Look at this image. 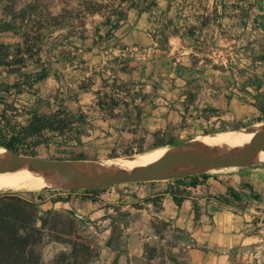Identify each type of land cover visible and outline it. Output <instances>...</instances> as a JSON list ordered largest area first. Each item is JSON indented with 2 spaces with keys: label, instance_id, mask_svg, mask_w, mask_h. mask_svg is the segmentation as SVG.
I'll list each match as a JSON object with an SVG mask.
<instances>
[{
  "label": "crops",
  "instance_id": "1",
  "mask_svg": "<svg viewBox=\"0 0 264 264\" xmlns=\"http://www.w3.org/2000/svg\"><path fill=\"white\" fill-rule=\"evenodd\" d=\"M46 4L51 17L80 15L78 26L52 28L64 42L45 79L64 76L75 94L66 110L85 116L83 139L105 144L100 157L148 149L180 126L264 121V0H115L111 15L88 12L84 0ZM5 6L0 45L20 44L26 21ZM193 181L134 184L126 225L101 209L83 220L99 248L90 264H264V161Z\"/></svg>",
  "mask_w": 264,
  "mask_h": 264
},
{
  "label": "trees",
  "instance_id": "2",
  "mask_svg": "<svg viewBox=\"0 0 264 264\" xmlns=\"http://www.w3.org/2000/svg\"><path fill=\"white\" fill-rule=\"evenodd\" d=\"M6 3L5 11L10 6L13 12L16 0H1ZM96 0H84V8L88 12H104L109 15L115 14L116 10L110 6L96 4ZM10 4V5H9ZM10 13V12H9ZM63 14L57 17H50L52 21L61 19ZM22 19L26 21V16ZM64 26V25H63ZM59 28V27H57ZM36 37H31L23 33L22 42L15 45H0V66L10 67V63L24 64L32 57V50L36 45ZM15 81L11 84L0 83V94H9L12 90L15 96L25 93L23 85L33 88V85L43 80L44 75L19 74L14 73ZM85 87L79 90H85ZM33 96V101L29 109H22L24 115H19V109L5 98L0 97V148L12 153H19V147L23 146L24 139L31 137L44 138L47 143L61 140L56 144H66L73 142L81 144L83 133L81 128L86 125V118L83 114L73 115L66 109L59 106L53 110L51 103L47 99H42L39 92L29 93ZM101 105V103H100ZM115 103L110 100L109 115H112ZM14 113V114H9ZM18 118H24L18 121ZM236 130V129H234ZM46 134H51L46 136ZM170 144H173L172 142ZM168 144H158L155 137L154 146L164 147ZM154 147V148H155ZM136 153H143L142 149ZM135 153V154H136ZM197 176L187 177L191 186H195ZM182 179L173 180L179 182ZM155 183L151 182L150 184ZM105 190V189H104ZM103 190L82 191L85 194H95ZM52 192V191H49ZM77 191L67 193L53 192L47 200L52 206L57 203L69 202V197ZM232 194V193H231ZM55 196V197H54ZM176 205L181 203V199L173 197ZM41 196L23 198L15 193L4 192L0 194V264H44L41 253L37 248L43 239H48L51 243L62 244L66 250L58 252L48 264H90L98 257V246L95 236L88 232L83 224V219L70 212L58 211L54 208L41 211L40 207L45 203Z\"/></svg>",
  "mask_w": 264,
  "mask_h": 264
},
{
  "label": "rangeland",
  "instance_id": "3",
  "mask_svg": "<svg viewBox=\"0 0 264 264\" xmlns=\"http://www.w3.org/2000/svg\"><path fill=\"white\" fill-rule=\"evenodd\" d=\"M48 0H36L34 3L29 5H19L20 8L16 13H20L21 16H26V22L23 24L24 33L28 34L31 37H36V45L32 50V57L29 61L24 64H15L10 63L11 59L8 60L10 67L0 66V83H13L15 80V72L17 71V75L19 74H39L47 76L51 69V63L48 61L50 59L51 50L54 48H58L64 42L62 38H54L51 37L53 32L52 28L61 27L66 24H71L74 26H78L81 22L80 15L78 12H64L61 19L52 21L50 19V15L47 11ZM10 5V4H9ZM102 6H110L114 8L115 0H106L105 3L100 4ZM99 5V6H100ZM6 9V13L10 14V6ZM10 12V13H9ZM12 22V19H11ZM10 22V23H11ZM37 71V72H36ZM46 78V77H45ZM43 78L36 82L33 85V88L30 89L28 84L23 88L25 93L20 96H15L14 91L12 90L9 94H0V97L5 98V100L9 103H12L16 108L19 109L18 114L24 115L22 109H29L30 104L33 101V96L29 93L39 92L42 99H49L51 103V108L53 110L57 109L61 106L64 109H67L65 100L68 97H75V94L72 93V88H69L66 83V79L64 76H60L57 82L48 80ZM72 83V81H70ZM2 107L0 106V110ZM9 114H14L10 113ZM24 118H18V121H23ZM264 120V114L262 117ZM254 122L249 121H241V120H233L232 123L220 124L217 126H208L206 128L201 129L197 126H180L177 128H173L171 132H166V134L162 137H158V144H168L161 148H156L155 146H150L148 149L143 150V153L153 150H159L168 153L174 149L178 148H187L191 146H196L199 144V138H202L204 135L209 134L210 137H217L228 135L226 133L232 134L234 131H242L244 129H252L256 132L259 127L264 123L263 122ZM90 124L86 122L81 128L83 136L81 137V144L77 145L73 142L66 144H56V142H61V140L51 139L53 142L47 143L44 138L39 137H31L24 139L23 146L19 147V156L22 157H31V158H40V159H54V160H73L81 163H92L96 166L101 167V164L107 163L111 160L120 159V158H130L135 155H141L133 152H124L120 155H107L106 157H100V151L104 149V143H96L95 141L87 142L83 138L87 135V131L90 130ZM236 129V130H234ZM212 134H223V135H213ZM243 134H235L238 138L245 135ZM46 136H50L51 134H46ZM84 140L85 142H82ZM93 142V143H92ZM173 144H170V143ZM155 147V148H154ZM1 149V148H0ZM163 149V150H160ZM5 150V149H4ZM8 151V150H7ZM144 159L147 160L146 155L143 156ZM264 161V160H261ZM89 171H93L92 168ZM16 187L8 190H0V194L4 192L15 193L23 198L30 199L31 197L41 196L45 203H43L40 207L41 211H45L52 208V205L47 201L51 199L49 196L53 194V192H61L67 193L72 191V189L66 185H56V187H43V188H35L28 182L23 181ZM52 191V192H49ZM77 192L72 193L70 196L62 195L61 197H69V202L67 203H58L55 210L58 211H66L70 212L73 215H77L83 220L89 219L90 215H96L98 210H102L106 217H112L113 215L119 218L122 221L123 225H126L125 222L127 219V215L131 213L130 207H127L129 203H131V199L133 198L130 195V191L132 194H135V186L134 184L121 185L112 188L105 189L103 191H99L95 194H85L83 190H74ZM118 195L117 198H114ZM55 197V196H54ZM128 221V220H127ZM95 229L96 226H94ZM122 232L120 230L116 231L115 236V244L118 247H124ZM67 247L58 244L51 243L48 239H43L39 244L37 250L41 253L42 262L44 264H48L54 256L60 252L66 250Z\"/></svg>",
  "mask_w": 264,
  "mask_h": 264
},
{
  "label": "water",
  "instance_id": "4",
  "mask_svg": "<svg viewBox=\"0 0 264 264\" xmlns=\"http://www.w3.org/2000/svg\"><path fill=\"white\" fill-rule=\"evenodd\" d=\"M264 151V123L254 139L239 149L219 150L200 144L166 153L158 162L120 170H105L92 163L22 157L0 153V175L51 172L72 190H104L128 184L165 182L202 175L211 170L242 168L256 163ZM85 168H92L89 171Z\"/></svg>",
  "mask_w": 264,
  "mask_h": 264
},
{
  "label": "bare ground",
  "instance_id": "5",
  "mask_svg": "<svg viewBox=\"0 0 264 264\" xmlns=\"http://www.w3.org/2000/svg\"><path fill=\"white\" fill-rule=\"evenodd\" d=\"M245 138H238L235 134H243ZM228 135L223 134H214V135H223L217 137L207 138L205 140L199 141V144L202 146H208L212 148H216L219 150H232L239 149L243 146L250 143L255 137V131L252 129H244L242 131H234L232 134L226 133ZM264 152V151H263ZM0 153H7V150L0 149ZM165 152L156 151L152 154L146 155V159L143 158L144 155H135L130 158H120L111 160L107 163L101 164V167L105 170L113 171L120 170L124 168L135 167L139 165H146L158 162L163 156ZM264 160V154H261L257 161ZM89 170V169H88ZM30 183L35 188H43V187H56V185H63L57 178L56 175L51 172H38L30 175H13V174H2L0 175V190H8L12 188H16L21 180Z\"/></svg>",
  "mask_w": 264,
  "mask_h": 264
}]
</instances>
